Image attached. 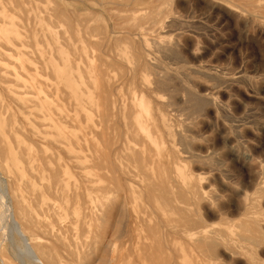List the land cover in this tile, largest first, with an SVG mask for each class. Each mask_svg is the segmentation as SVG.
Returning <instances> with one entry per match:
<instances>
[{
  "label": "bare ground",
  "instance_id": "bare-ground-1",
  "mask_svg": "<svg viewBox=\"0 0 264 264\" xmlns=\"http://www.w3.org/2000/svg\"><path fill=\"white\" fill-rule=\"evenodd\" d=\"M40 1L0 0V133L6 135L13 131L17 137L53 146L57 152L47 154L37 148L38 152L31 154L25 148L18 149L16 137L13 140L17 145L10 142L6 147L4 139L0 138V215L8 217L14 231L7 254L0 255L2 264H209L215 255L214 241L197 215L198 205L204 204L205 200L202 192L181 170L180 153L173 147L167 117L163 113L172 102H164L163 96L159 95L160 91L173 92L170 87H175L168 85L166 78L148 80L150 73L147 70V77L141 73L148 68L142 59L141 47L134 67L127 68L121 57L116 58L117 54L110 58V64L120 69L119 77L109 75L99 59L96 61L100 64L97 62V65L90 64L87 69H81L77 61L86 62L91 54L86 50L87 45L86 48L78 45L73 51L69 47L71 52L68 53L72 56L68 57L64 51L70 42L66 34L68 28L54 30L61 26V15L58 14L62 12L57 14L58 5L55 7L54 1L53 5L49 2L52 6L47 4L48 1L44 0L46 5ZM131 1L123 3L130 6ZM15 12L19 13V18L15 16L17 21L7 19L10 14H17ZM146 14L139 7L130 8L122 17L131 22L125 28L119 26L127 35H133L141 22L156 19ZM160 14L156 16L158 19ZM32 19L42 21L48 27L47 34L42 31L38 34L40 26L37 24L38 28L33 26L36 31L22 32L21 28L30 25ZM80 26L76 33L82 31L87 35L85 42L90 46L94 44L96 52L107 54V59L106 49L116 42V38L111 40L101 31L102 37L93 39L92 31ZM92 29L95 30L93 26ZM95 31L93 34L97 35L99 31ZM36 41H50L51 45L45 53L39 51V55L34 56L40 61L42 67L34 62L41 71H36V64L33 66L32 49H29ZM59 42L64 49L60 48ZM132 48L135 49V44ZM55 60L60 62L63 70L58 68ZM158 67L160 71L162 68ZM164 75L169 77L167 73ZM116 88L125 91L120 93L117 89L115 94ZM113 92L115 97L111 98ZM94 106L99 117L98 130L91 117ZM12 108L25 115L21 125H17L20 119ZM92 135L100 136L102 147L93 142L95 137ZM159 144H166L167 150L158 149ZM87 147L93 154L83 153ZM169 154H172L170 159L164 158ZM251 187L252 192H244L238 200L236 209L240 217L233 224L239 237H234L239 238L240 248L255 251L254 264H264V209L260 205L264 198V183ZM29 236L35 241L31 242Z\"/></svg>",
  "mask_w": 264,
  "mask_h": 264
},
{
  "label": "rangeland",
  "instance_id": "rangeland-1",
  "mask_svg": "<svg viewBox=\"0 0 264 264\" xmlns=\"http://www.w3.org/2000/svg\"><path fill=\"white\" fill-rule=\"evenodd\" d=\"M43 1H40L42 5H46L47 2L45 1H48L47 4L49 5L54 1L55 7L59 6L56 7L57 14L59 12L63 14V17H61V13L58 15H61L60 18L65 26L61 23V26L54 30L65 31L68 28L66 34L69 35L68 38L70 37V44L68 43V47L64 46V49L59 42L60 48L64 49L67 55L69 54L68 57L72 56V54L68 53L71 52V49L72 51L74 49L77 50L78 45L86 48L85 46L87 45L86 50L88 54H92L88 57L92 62L89 59L86 62L78 60L77 65L81 69H87L90 64L97 65L98 61L96 60L99 59V62L105 65V69H107L109 75L115 76L117 74V77H119L118 70L120 69L110 64V58L112 56L115 57L117 54L116 58L120 59L121 57L127 68L130 66L134 67L135 62L139 60L138 49L141 47V55L144 57L142 59L147 63L145 67H148L141 70V73H145L146 77L150 73L149 75L152 76L148 75L147 77L150 81L152 77H159L161 80H165L166 78V80H169L168 85L171 84L170 86L175 87V89L170 87L173 92L170 90L160 91L159 95L163 96L164 102H172V105L170 104L165 107L163 113L165 118L167 117L170 138L174 142L173 147L180 153L179 163L182 166L181 170L191 179L195 185L194 187L202 192L205 200L204 204L198 205L197 215L203 220L205 230L210 232L207 233L208 236L211 234L210 238L212 237L214 241L212 247L216 256H212L209 264H254L256 260L255 251H248L239 247L240 242L239 238H237L239 236L237 235V228L233 223H237L240 217L237 215L239 213L236 208H238V200L244 196L243 193L252 192L253 187L251 185L264 183V174L262 175L264 173V0H258L259 2L257 0H130V6L124 5L123 1L125 0ZM81 1H84L86 4L84 2L81 3ZM119 1L121 2L120 4L117 3ZM40 3L39 6H41ZM82 4L84 6H81ZM138 7L139 9H143L145 14L147 12L148 16L150 14L152 15L151 17L154 16L156 19L154 21L149 19L145 23L141 22L136 32H133V35L132 33L127 35L124 28L128 26L131 20L122 16H125L130 8ZM161 10L162 16L160 14ZM159 14L161 17L158 19ZM10 15L7 19L11 18L17 21L19 18V13ZM15 16H18V18L16 17V19ZM251 16H254V19H251ZM73 17L77 19V22L74 21L76 19ZM115 19L116 21H113ZM66 20L68 21L65 22ZM125 21L126 24H124ZM42 23V21L32 19V22L28 23L30 25L25 26L23 29L21 28V31L27 33H30L32 29V31H36L33 26L37 24L40 26L36 25L37 28L39 27V31L37 32L40 33L38 34H42V32L47 34L48 27L44 23L42 25ZM75 24L78 25L75 26ZM82 25L92 31L90 33L93 35V39H99V35L102 37V32L103 34H108L111 40H113L112 38H116V42L106 49L108 51L106 52L108 53L107 59V54L103 53V55L98 51L96 52L94 44H91V47L89 43H86L87 41L84 39V36L87 35L82 31L76 33V29H79L78 26L82 27ZM108 25L109 27H107ZM119 25H124V28L121 27V29ZM92 26L101 33L97 32L98 37L96 34H93L95 30L92 29ZM98 27H101V30ZM111 27L113 28L112 30H110ZM25 29L27 30L24 31ZM108 31L110 32L108 33ZM111 31L115 33L113 34ZM110 33L112 34L111 36ZM120 34L122 35L120 36ZM137 36L140 38H137ZM71 37L73 40H70ZM125 37L128 39L127 41H124L126 40ZM133 38L135 41H133ZM38 42H34L32 46L34 49L32 47L29 49H32L33 66L36 64V71H41L39 67V65L41 66L40 61L38 59L35 60L34 56L37 57L40 52H44L45 49L48 50L51 48V45L50 41H48L49 43L47 41L44 43ZM135 42L138 48H136ZM43 44L45 45L43 46ZM134 44L135 49L132 48ZM131 45L133 46L131 47ZM88 46L91 48L89 49ZM69 47L72 48L70 49ZM92 48L94 50L91 51ZM130 48H132V51ZM123 51L127 54H123ZM130 51L131 53H129ZM133 51L136 52L132 54ZM51 52L55 54L54 50H51ZM95 53H97L98 58H96ZM94 61L96 62L94 63ZM148 62L151 65L153 64V66L151 67ZM56 63H58V68L63 70L60 67V62ZM158 66H161V72ZM107 67L110 68L108 69ZM156 72L159 75L161 73V75L155 74ZM166 73L169 76L168 78L167 75H164ZM171 73L172 75H170ZM226 79L232 81H227ZM171 81L174 83H171ZM116 90L120 93H124L125 91L123 88H116L114 90L115 94ZM114 92L111 94V98L115 97ZM190 98L194 101L190 100ZM12 111H15L19 117L18 120L20 119L17 125H21V121L25 120V115L19 114L20 111L18 110L17 112L15 108H12ZM94 111L91 117L94 120L95 129L98 130L99 117L95 106ZM170 123H172V127L169 126ZM15 134L16 132L13 133V131L6 135L0 133V138L4 139L5 147L8 146L6 143L10 144V142L13 146L17 145L13 140L16 137L18 149L25 148L31 154H35L41 148L47 154H57L53 146L44 144L42 146L39 142L38 144L30 139L21 136V138L17 137V134ZM92 137H95L94 139L92 138L93 142H98L96 145L99 148L103 146L99 135H92ZM9 139L10 141H8ZM87 148H84L87 151H83V153L93 154L92 149ZM157 148L160 150H164L165 148L167 150L168 146L166 144H159ZM171 157L172 154H169L164 158L170 159ZM261 176L263 179H261ZM4 177V179H8L7 176ZM253 178H255L256 183L252 182ZM247 185H249V188L251 187L250 191L248 190L249 188L247 189ZM260 205L264 209V198L260 200ZM0 214H2L1 209ZM0 216L1 255V253L7 254V249L10 245L9 241L14 236V231L12 229L13 225L10 223L11 221L7 219L8 217L5 214ZM7 221L9 225L6 224ZM4 224L7 226H3ZM10 233L11 235H9ZM231 235L232 237H230ZM236 235L237 237H234ZM14 238L17 240L16 237ZM28 238L31 242L35 241V238L30 236ZM0 264H2L1 256Z\"/></svg>",
  "mask_w": 264,
  "mask_h": 264
}]
</instances>
